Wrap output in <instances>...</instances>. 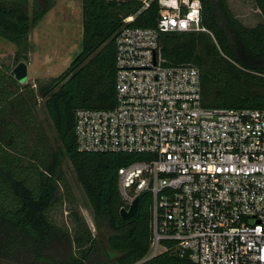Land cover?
I'll return each mask as SVG.
<instances>
[{
	"label": "trees",
	"instance_id": "1",
	"mask_svg": "<svg viewBox=\"0 0 264 264\" xmlns=\"http://www.w3.org/2000/svg\"><path fill=\"white\" fill-rule=\"evenodd\" d=\"M144 1L82 0V51L59 77L22 84L0 64V264H137L148 255L152 196L142 194L136 214L123 219L118 176L145 155L80 152L75 131L78 110L116 107L117 35L158 25V2L143 10ZM253 2L263 17L255 27L227 0H202L204 31L160 34L165 66L200 69L205 107L264 110V0ZM54 7L55 0H0V38L15 46L16 64L29 61L31 34ZM66 159L97 235L75 211L73 229L53 216L56 206L76 202ZM141 264L193 263L163 253Z\"/></svg>",
	"mask_w": 264,
	"mask_h": 264
},
{
	"label": "built area",
	"instance_id": "2",
	"mask_svg": "<svg viewBox=\"0 0 264 264\" xmlns=\"http://www.w3.org/2000/svg\"><path fill=\"white\" fill-rule=\"evenodd\" d=\"M157 1L156 28L116 37V107L76 113L80 152L143 154L118 171L120 210L152 196L151 247L193 264H264V110L203 105L201 71L165 66L161 33L201 32L202 0ZM126 19V23L133 21Z\"/></svg>",
	"mask_w": 264,
	"mask_h": 264
},
{
	"label": "rangeland",
	"instance_id": "3",
	"mask_svg": "<svg viewBox=\"0 0 264 264\" xmlns=\"http://www.w3.org/2000/svg\"><path fill=\"white\" fill-rule=\"evenodd\" d=\"M228 1L232 4L234 14L246 26H256L263 21L253 0ZM82 33V0H55V7L46 15L30 37L32 49L29 61L26 62L28 64L26 84L32 85L37 81H47L59 77L66 71L82 51ZM15 54V46L0 38V64L15 69L19 64L15 62ZM40 114L44 117L42 109ZM50 133L55 138L53 129ZM62 171L68 180L76 202L72 205L67 203L63 206H56L53 216L58 223L67 224L73 229L72 212L75 211L90 227L93 234L97 235L98 231L89 202L68 159L64 161Z\"/></svg>",
	"mask_w": 264,
	"mask_h": 264
},
{
	"label": "water",
	"instance_id": "4",
	"mask_svg": "<svg viewBox=\"0 0 264 264\" xmlns=\"http://www.w3.org/2000/svg\"><path fill=\"white\" fill-rule=\"evenodd\" d=\"M13 75L20 83H26L28 80V64L26 62H20L13 70ZM139 198L135 200L130 210H121L120 215L123 219L127 220L132 218L138 209Z\"/></svg>",
	"mask_w": 264,
	"mask_h": 264
},
{
	"label": "crops",
	"instance_id": "5",
	"mask_svg": "<svg viewBox=\"0 0 264 264\" xmlns=\"http://www.w3.org/2000/svg\"><path fill=\"white\" fill-rule=\"evenodd\" d=\"M227 2H228V4H229V6H230V8H231V10H232V4L227 0ZM233 11V10H232ZM257 12H259L260 13V15H261V12H260V10L258 9V11ZM261 17H262V15H261ZM238 18V17H237ZM263 18V17H262ZM261 21H262V19H261ZM263 22V21H262ZM262 22H260V23H262ZM244 25H245V23H243ZM259 24V23H258ZM249 27V26H248ZM252 27H255V26H252ZM32 35V34H31ZM31 55V54H30Z\"/></svg>",
	"mask_w": 264,
	"mask_h": 264
}]
</instances>
